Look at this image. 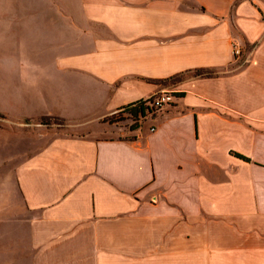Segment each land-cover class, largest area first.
<instances>
[{"label": "crops", "instance_id": "1", "mask_svg": "<svg viewBox=\"0 0 264 264\" xmlns=\"http://www.w3.org/2000/svg\"><path fill=\"white\" fill-rule=\"evenodd\" d=\"M0 114V264H264V0H0Z\"/></svg>", "mask_w": 264, "mask_h": 264}, {"label": "rangeland", "instance_id": "2", "mask_svg": "<svg viewBox=\"0 0 264 264\" xmlns=\"http://www.w3.org/2000/svg\"><path fill=\"white\" fill-rule=\"evenodd\" d=\"M158 110L155 109L150 111L146 110L145 117H141L140 115L135 117L127 110L120 109L114 112L113 114L103 118V120H101L102 122L101 126H103L102 127L103 130L106 131L104 133H101V135L109 136L111 135L112 130H115L113 132L120 133L123 130H126V128L130 129V127L135 124L139 127L146 119L153 117ZM0 122H1L0 127L3 129V137H5V135H7L8 132H12L13 134H17V133L44 134V136L50 137L54 134H59V133H79V132L84 133L86 131H90L87 129H77L75 126H72V123L67 122L59 117H53V116L52 117L42 116L36 119L31 118V119L18 120L15 122L12 120L10 121V119L7 120L5 118V115L0 114ZM147 123H149V120L145 121L144 125H146Z\"/></svg>", "mask_w": 264, "mask_h": 264}, {"label": "trees", "instance_id": "3", "mask_svg": "<svg viewBox=\"0 0 264 264\" xmlns=\"http://www.w3.org/2000/svg\"><path fill=\"white\" fill-rule=\"evenodd\" d=\"M210 71H205V70H200V69H196L193 71V75L195 76H208L210 75ZM180 76H177L175 78H173L172 80L174 79H179ZM121 109H124V110H127L129 113H131L133 116H138L140 115L141 117H145L146 113L145 111L148 110H158V108H154V107H151L150 106V101L149 100H140V101H137V102H133L131 104H127L125 106H123ZM138 126L135 124V125H132L130 127V130H134L136 129ZM242 157V156H240ZM244 158V157H242ZM245 159V158H244Z\"/></svg>", "mask_w": 264, "mask_h": 264}, {"label": "built area", "instance_id": "4", "mask_svg": "<svg viewBox=\"0 0 264 264\" xmlns=\"http://www.w3.org/2000/svg\"><path fill=\"white\" fill-rule=\"evenodd\" d=\"M233 54L239 56L241 53L240 47L238 45H233ZM172 96L168 92H159L152 95L148 100L150 101V106L154 108H161L164 105L170 103Z\"/></svg>", "mask_w": 264, "mask_h": 264}]
</instances>
